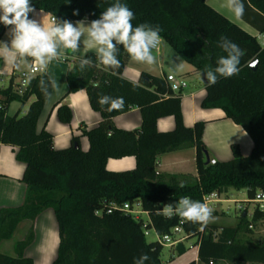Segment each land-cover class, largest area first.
I'll list each match as a JSON object with an SVG mask.
<instances>
[{"label":"trees","instance_id":"trees-1","mask_svg":"<svg viewBox=\"0 0 264 264\" xmlns=\"http://www.w3.org/2000/svg\"><path fill=\"white\" fill-rule=\"evenodd\" d=\"M33 7L49 13L55 21L99 19L102 12L117 0H30ZM134 12L133 27L147 24L160 29L161 39L201 75L215 68L220 56L227 55L220 47L226 36L243 50L240 71L230 78H219L208 86L202 108H219L226 118L240 125L251 137L253 148L243 156L237 145L231 146L232 158L210 163L202 141L204 121L185 126L179 94L170 92L163 76L141 73L137 83L122 76L128 53L117 45L120 67L105 66L98 54L86 52L75 58L66 72L67 93L85 90L91 108L99 112L100 122L86 131L87 151L80 148L75 137L69 147L55 149L52 135L44 128L37 131V120L52 90L45 73L29 78L19 94L12 85L0 89V144L15 148V159L24 164L21 181L27 191L24 202L17 207L0 209V242L10 239L23 220L33 221L45 209H52L57 224L58 245L52 264H133L147 253L144 264H162L163 246L156 240L148 242L144 229L159 235L167 234L180 223V217L167 218L157 214L164 204L175 203L183 196L203 202L212 192L222 194L229 188L244 189L247 202L256 192L264 193V47L257 39L230 22L210 7L206 0H120ZM243 20L264 33V0H244ZM3 25L0 31H4ZM92 64L81 67V61ZM256 61L252 70L249 65ZM205 77V76H204ZM98 82L99 86L94 87ZM43 89V90H42ZM100 95L122 97V108L100 105ZM35 99L24 114L9 116L8 104H24ZM141 113L137 129L124 130L112 118L131 107ZM57 118L71 120L67 105H59ZM173 116L172 130L158 131L157 119ZM184 147L195 148L196 177L163 174L156 171L157 156ZM134 156L135 167L125 171H109V158ZM183 184L184 187H180ZM138 202L147 220L134 219L121 207ZM264 221V210L254 207L247 219L242 211L235 226L192 223L185 219L182 228L187 239H194L200 264H264V238L254 243L243 241L254 224ZM34 240L32 227L24 239L13 246L14 255L0 253V264H34L25 256V249ZM183 254L182 243L176 245ZM186 264H195L190 261Z\"/></svg>","mask_w":264,"mask_h":264},{"label":"crops","instance_id":"crops-1","mask_svg":"<svg viewBox=\"0 0 264 264\" xmlns=\"http://www.w3.org/2000/svg\"><path fill=\"white\" fill-rule=\"evenodd\" d=\"M206 3L227 18V20L238 25L248 34L254 36L258 43L264 47V39L261 37V34L264 33L257 31L252 25L242 18L237 19L234 13L227 7V0H206ZM29 18L37 21V23H40L45 30H47V28L55 21L52 20V16L49 13L37 9H35V12L29 13ZM79 21L83 22V25H78V27H80L81 31L84 33L81 36L79 49L73 51L72 49L64 48L61 44L57 43L59 57L51 59L43 66L34 61L32 57L26 55L21 56L19 53L13 54L11 62L5 60L4 57L7 54L3 51V49L7 46V48L11 50V41L13 39L11 27H6L0 35V89L6 88L9 85H12L13 89H15L20 81V74L22 72H28L32 63L36 62V64L40 66V70L39 72L32 74L31 77L40 73H45L52 83V90L47 97L41 114L37 120V131L44 128L47 132H49L52 135V144L55 149L69 147L73 138L76 137L79 141L81 150L87 151L89 148V142L86 131L95 127L100 122L101 116L99 112L91 108L85 90L67 93L68 86L66 82V72L71 67L75 58L81 57L89 51L98 54L97 49L99 45H96L94 41H91L87 35V27L91 24V20L81 19L69 22L76 25ZM55 22L59 23L62 21ZM1 26L3 25L1 24ZM113 42L115 43V41ZM172 51L175 52L169 44L162 39L159 49L153 50V55L156 57V62L154 64L137 62L128 54V59L123 68L122 76L126 80L134 83L139 81L140 75L143 72L154 76L173 74L174 76L184 77L188 82L190 81V77L196 79V77L200 76L194 71L193 66L186 63L184 60H167L175 57ZM187 65H190V68L192 69H190ZM172 69L176 70L175 74L171 71ZM186 88L188 89V86L183 88L180 93H178L181 99V114L183 123L185 126H192L196 121L205 122L202 141L205 144L206 153L209 159H214L215 161H226L231 159L232 145H237L243 156L249 155L253 148V142L248 133L240 125H237L231 119L226 118L221 109H206L201 107V101L205 96L204 84L202 87H197L194 90H186ZM183 92H185V94H183ZM34 99V96H30L24 104H21L16 100L11 101L7 107V114L9 116L16 113L19 115L24 114ZM62 104L67 105L72 113L71 120L68 123H62L57 118V107ZM141 120V113L139 109L133 106L129 109V111L113 117L112 123L117 128L133 130L140 127ZM174 126L175 122L173 116L161 117L156 121L158 131L172 130ZM135 164L136 160L134 156H124L121 158H109L106 161L105 167L109 171L119 172L131 170L135 167ZM23 171L24 164L15 159V148L9 145L0 144V209L17 207L22 205L24 202L27 187L21 181ZM156 171L169 175H189L196 177L195 148H179L157 156ZM231 189L233 188H229L227 192L219 194V201L216 202L220 203V200H231L227 199L228 196L232 197L231 194L233 192H230ZM234 190L235 189H233V191ZM222 195L225 196V198H220ZM248 204L249 203L246 202L245 207L248 206ZM215 213L221 214L223 211L219 208H213V219L207 223L208 225H216L220 227L233 226L216 223V220L222 216ZM251 214L252 211L249 213L246 210L247 219L251 218ZM142 215H146V220L148 219L146 213H142ZM53 216V210L49 208L42 211L33 221L23 220L22 222L29 221L31 223V227L34 232V240L37 236L36 232L41 231L45 233L48 230L51 237L54 236L53 239L58 245L59 238L56 220L55 227L57 237L55 236L54 231L44 228L45 225L52 222ZM262 223H264V221H258L254 224V226H259L261 228ZM262 233H264V231H262ZM188 240L190 241V246H195L196 253L197 247L194 244V239H185L182 244L184 245V242ZM33 242L25 249V256L32 258L34 264H48L46 254L44 255L46 258L41 262H37L33 257L27 255V250L32 247ZM0 253L13 256L12 253L1 251ZM53 260L50 264H52Z\"/></svg>","mask_w":264,"mask_h":264},{"label":"clouds","instance_id":"clouds-1","mask_svg":"<svg viewBox=\"0 0 264 264\" xmlns=\"http://www.w3.org/2000/svg\"><path fill=\"white\" fill-rule=\"evenodd\" d=\"M227 7L237 19L243 17L244 0H227ZM33 12L35 8L30 0H0V23L5 27H11L13 33L11 50L7 46L3 49L7 54L4 57L5 60L11 62L13 54L19 53L21 56L32 57L43 66L51 59L59 57L57 43L73 51L79 49L81 36L84 33L78 25H83L82 21L77 22L76 25L67 20L59 23L54 21L45 30L40 23L29 18V13ZM134 18V12L117 0L115 4L102 12L99 19L93 20L87 27V35L91 41L99 45L97 49L99 60L105 66L113 70L120 67L117 59V45H123L129 56L137 62L147 64L156 62L153 49L158 48L161 42L160 29L147 24L133 27ZM219 47L227 55L219 57L215 68L205 70L204 76L208 86L215 85L219 78H230L240 71L239 65L244 52L239 45L222 35ZM91 64L90 58L81 61L82 68ZM98 86V82L94 84V87ZM97 102L102 106L110 105L111 109L122 108L124 104L122 97L113 98L107 95H100ZM180 187L184 185L181 184ZM156 211L157 214L167 218L178 216L194 224H207L213 219L212 209L206 203L193 200L188 196L181 197L175 205L164 204ZM149 259L147 253H142L139 259L134 258L133 264H144Z\"/></svg>","mask_w":264,"mask_h":264},{"label":"rangeland","instance_id":"rangeland-1","mask_svg":"<svg viewBox=\"0 0 264 264\" xmlns=\"http://www.w3.org/2000/svg\"><path fill=\"white\" fill-rule=\"evenodd\" d=\"M1 24L2 23H0V31L2 28ZM173 53L175 57L167 60H183L176 52ZM187 66H189L190 68V65ZM171 71L174 74L176 73V70L172 69ZM189 80H190L189 82L186 80L188 89L194 90L195 88L202 87L203 85V81L200 76L196 77V79L190 77ZM188 89L186 88V90ZM183 94H185V92H183ZM230 192H233L231 194L232 197L228 196L227 199H231V200H220V203L212 202L209 203L208 206L211 209L219 208L223 211V213L221 214L215 213L219 216H222L216 220V223L235 226L239 222L240 216L242 215V211L246 209L247 212L250 213L254 209V204L249 203L248 206L245 207L247 202V197L244 189H240V190L235 189L234 191L233 189H231ZM221 197L225 198V196L223 195L220 196V198ZM238 205L242 209H238ZM139 217H141L142 220L144 221L146 220V215L140 214ZM261 225H262L261 228L259 226L256 227L254 226L250 233L247 232L243 233V235L241 236L243 241L248 243H254L257 239L264 238V233H262V231H264V223H262ZM30 228H31V223L29 221H24V222L21 221L18 224L11 238L1 241L0 251L12 253L14 255V251H13L14 244L17 241L24 239L27 233L29 232ZM44 228L51 229L52 231H54L55 236L57 237L54 216L52 217V222L51 223L49 222L48 225L44 226ZM36 234L37 236L32 244V247H30L27 250V255L33 257L35 261L41 262L43 259L46 258L44 256L46 254L47 255L46 260L48 261V264H50V262L54 259L55 256L57 242H55V240L53 239L54 236L51 237V234L49 233L48 230L45 233L38 231L36 232ZM146 239L148 242L156 240L155 235L152 231H150V233L146 236ZM189 246H190L189 240L184 242V247L186 249L183 254H179L177 252L176 247L174 246L171 247L163 246L161 252L162 264H186L189 261H193V260L195 261V258L197 257V254L195 253V247L191 248ZM221 264H225V263H221ZM240 264H259V263H240Z\"/></svg>","mask_w":264,"mask_h":264},{"label":"built area","instance_id":"built-area-1","mask_svg":"<svg viewBox=\"0 0 264 264\" xmlns=\"http://www.w3.org/2000/svg\"><path fill=\"white\" fill-rule=\"evenodd\" d=\"M52 20L54 21V18L52 17ZM262 39H264V34H261ZM162 40V39H161ZM160 45V44H159ZM158 48L153 50H158ZM40 66L36 64V62H33L31 65V68L28 72H22L20 74V81L18 85L16 86L15 90L17 93L21 94L28 83L29 78L32 74H35L39 72ZM164 80L170 90L173 94H178L180 91L187 86V81L184 77L180 76H174L173 74H166L163 76ZM211 164H214L216 161L214 159L209 160ZM219 201V194L217 192H212L208 195L203 196V203H206L207 205L212 202ZM248 203H253L254 207H257L259 210H264V193L262 192H256L254 198L248 201ZM126 213L132 215L134 219L140 218L139 215L142 213H145L141 210L140 205L138 202L133 203L132 206H130L128 203H124L121 207ZM238 209H242L240 206H238ZM182 221L183 218H180V223L177 226H174L171 228L170 232L167 234L159 235L155 233V231L151 229H144V234L147 236L150 231H152L155 235L156 241L162 245V246H176L179 243H182L185 239H187L183 228H182ZM191 248L195 247L193 245L189 246ZM198 248V246L196 245ZM197 254V249H196ZM195 264H198V258H195Z\"/></svg>","mask_w":264,"mask_h":264},{"label":"water","instance_id":"water-1","mask_svg":"<svg viewBox=\"0 0 264 264\" xmlns=\"http://www.w3.org/2000/svg\"><path fill=\"white\" fill-rule=\"evenodd\" d=\"M249 67H250L252 70H254L255 67H256V61L252 62V63L249 65ZM200 77H201L202 81L205 82V77H204V75L201 74Z\"/></svg>","mask_w":264,"mask_h":264}]
</instances>
